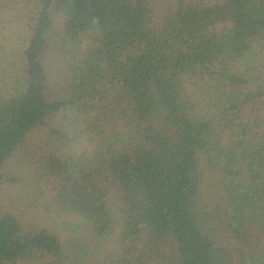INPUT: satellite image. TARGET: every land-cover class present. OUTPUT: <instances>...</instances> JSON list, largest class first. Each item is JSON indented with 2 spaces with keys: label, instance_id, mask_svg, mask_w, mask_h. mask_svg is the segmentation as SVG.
I'll return each mask as SVG.
<instances>
[{
  "label": "trees",
  "instance_id": "1",
  "mask_svg": "<svg viewBox=\"0 0 264 264\" xmlns=\"http://www.w3.org/2000/svg\"><path fill=\"white\" fill-rule=\"evenodd\" d=\"M0 264H264V0H0Z\"/></svg>",
  "mask_w": 264,
  "mask_h": 264
},
{
  "label": "rangeland",
  "instance_id": "2",
  "mask_svg": "<svg viewBox=\"0 0 264 264\" xmlns=\"http://www.w3.org/2000/svg\"><path fill=\"white\" fill-rule=\"evenodd\" d=\"M222 27V25H220V28ZM88 143L86 142V143H84V144H79V145H77V147L75 148L76 149V151L77 152H82V150H84V149H87V151H89V149H90V146L89 147H87L88 145H87ZM21 157V156H20ZM19 157V158H20ZM112 246H114V245H110V247H112Z\"/></svg>",
  "mask_w": 264,
  "mask_h": 264
}]
</instances>
